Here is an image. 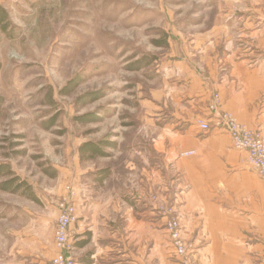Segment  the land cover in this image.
Returning a JSON list of instances; mask_svg holds the SVG:
<instances>
[{"label": "crops", "instance_id": "1", "mask_svg": "<svg viewBox=\"0 0 264 264\" xmlns=\"http://www.w3.org/2000/svg\"><path fill=\"white\" fill-rule=\"evenodd\" d=\"M227 4L207 34L209 44L197 48L194 69L168 65L152 90V148L159 162L149 164L146 129L139 149L120 163H76L67 170V183L77 190L78 219L70 232L78 263L180 264L166 227L165 209L173 208L194 246L193 264H264V180L225 130L202 132L198 125L219 93L222 110L264 135V0ZM189 150L195 154L181 155ZM106 168L111 173L104 178ZM169 168L176 169L173 183L165 179ZM7 202L0 214V264H51L57 215L46 244L41 228L26 221L25 200Z\"/></svg>", "mask_w": 264, "mask_h": 264}, {"label": "rangeland", "instance_id": "2", "mask_svg": "<svg viewBox=\"0 0 264 264\" xmlns=\"http://www.w3.org/2000/svg\"><path fill=\"white\" fill-rule=\"evenodd\" d=\"M228 1L5 0L16 28L0 41V183L25 180L40 202L0 189V214L7 200L24 199L27 223L33 219L49 244L67 170L76 163L118 164L139 149L146 129L149 164L159 162L152 90L168 65L194 69L197 48L209 44ZM74 77L79 85L62 93ZM95 92L94 101L79 99ZM87 114L98 119H78ZM89 140L115 145L104 146L108 157L81 160L79 147ZM166 171V180L177 181L175 168Z\"/></svg>", "mask_w": 264, "mask_h": 264}, {"label": "built area", "instance_id": "3", "mask_svg": "<svg viewBox=\"0 0 264 264\" xmlns=\"http://www.w3.org/2000/svg\"><path fill=\"white\" fill-rule=\"evenodd\" d=\"M207 111L209 117L198 123L200 130L202 132H209L213 128L225 130L233 148L247 153V164L264 180V135L259 130L251 129L241 123L234 114L222 110L219 93L213 94ZM194 154V150H189L181 155L191 156ZM76 199L77 190L68 183L65 194L58 204L59 213L54 234L56 252L51 259V264H80L76 257L77 247L71 240L70 232L71 225L78 219ZM165 210L169 213L166 227L175 256L179 258L180 264H193L194 246L184 237L180 215L173 208Z\"/></svg>", "mask_w": 264, "mask_h": 264}, {"label": "trees", "instance_id": "4", "mask_svg": "<svg viewBox=\"0 0 264 264\" xmlns=\"http://www.w3.org/2000/svg\"><path fill=\"white\" fill-rule=\"evenodd\" d=\"M16 26L13 24V21L10 17V13L5 5L0 3V41L5 38H12L13 32ZM1 67V62H0ZM135 69H139L138 66ZM79 85V79L78 77H74L71 79L67 85L63 88L62 93L69 94L71 93L77 86ZM87 97V98H86ZM87 99L89 101H94L99 98L98 93H90L87 95H84L80 97V100ZM81 122L87 121L89 119L96 120L98 119L97 116H92L90 118V115H83L81 117H78ZM112 145H115L114 142L108 141V140H99L97 142L89 140L84 143H82L79 147V150L81 152V160H93L98 157H108L109 154L105 150V147H111ZM4 168L5 166H0V179L2 177V174H4ZM103 172V177L107 178L110 175V169H102L100 170ZM55 174V173H54ZM52 174V175H54ZM16 180L14 178L5 180L4 182L0 183V189L12 192L15 194H21L24 197H27L35 202H40L39 197L33 192L30 185L27 184L25 180H22L18 184H13Z\"/></svg>", "mask_w": 264, "mask_h": 264}]
</instances>
